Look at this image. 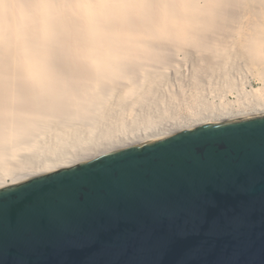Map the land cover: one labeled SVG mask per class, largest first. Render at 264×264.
<instances>
[{
  "label": "bare ground",
  "instance_id": "6f19581e",
  "mask_svg": "<svg viewBox=\"0 0 264 264\" xmlns=\"http://www.w3.org/2000/svg\"><path fill=\"white\" fill-rule=\"evenodd\" d=\"M18 2L0 22V190L264 115V0Z\"/></svg>",
  "mask_w": 264,
  "mask_h": 264
},
{
  "label": "water",
  "instance_id": "95a60500",
  "mask_svg": "<svg viewBox=\"0 0 264 264\" xmlns=\"http://www.w3.org/2000/svg\"><path fill=\"white\" fill-rule=\"evenodd\" d=\"M186 133L199 140L180 139ZM75 170L80 172L71 175ZM58 174L66 178L38 193L43 209L61 212L66 201L93 209L97 204L135 209L134 218L122 225L130 233H136L139 224L150 226L152 215L165 207L164 191L182 178L204 184L208 191L220 184L234 195L224 198L217 193L221 207L230 211L217 220L215 235L207 245L200 246L215 212L203 224L196 217H180L177 227L189 231L195 227L201 235L190 236L162 257L156 245L161 230L140 234L126 247L114 245L107 250L68 247L61 251L53 234L39 248L30 250L21 241L20 225L6 217L0 224V264H17L20 259L24 264H59L61 260L63 264H84L90 252H94L95 264H176L178 260L182 264H264V115L154 140L6 189ZM95 215L103 219L98 210Z\"/></svg>",
  "mask_w": 264,
  "mask_h": 264
},
{
  "label": "snow or ice",
  "instance_id": "6c2138e0",
  "mask_svg": "<svg viewBox=\"0 0 264 264\" xmlns=\"http://www.w3.org/2000/svg\"><path fill=\"white\" fill-rule=\"evenodd\" d=\"M180 139L199 140L190 133H186ZM168 144L166 141L165 145ZM79 172L80 170H75L71 175ZM64 178L66 177L58 174L55 178L32 181L18 188L0 192V224L9 217L14 224L20 225V238L26 248L35 250L54 234L61 251L68 247L107 250L114 245L126 247L140 234L161 230L156 238V245L162 257L175 245L187 241L190 236L201 235L198 228L194 227L189 231L177 227L176 222L180 217H196L199 223L203 224L208 220L209 214L215 212L209 230L203 234L200 246L207 245L215 235L217 220L226 217L230 211L221 207L217 193L224 198L234 195L220 184L213 185L211 191H208L206 185L196 184L190 178H182L164 191L165 207L161 212L152 215L150 226L145 228L143 224H139L138 231L130 233L122 225H126L134 218L135 209L117 210L100 204L93 209L76 201H66L63 210L57 213L43 209L37 198L38 193L47 190L58 181H63ZM97 210L102 213V220L96 218ZM232 220L236 222L235 217ZM93 257L94 252H90L84 264H95ZM17 264H24V261L20 259ZM59 264H63V261L61 260ZM157 264L160 262L157 261ZM176 264L182 262L178 260Z\"/></svg>",
  "mask_w": 264,
  "mask_h": 264
},
{
  "label": "clouds",
  "instance_id": "9594fccd",
  "mask_svg": "<svg viewBox=\"0 0 264 264\" xmlns=\"http://www.w3.org/2000/svg\"><path fill=\"white\" fill-rule=\"evenodd\" d=\"M4 0H0V4H3ZM21 5L18 0H11L10 3L4 5L3 10H0V22L7 20L9 22H15L21 15Z\"/></svg>",
  "mask_w": 264,
  "mask_h": 264
},
{
  "label": "rangeland",
  "instance_id": "374dc122",
  "mask_svg": "<svg viewBox=\"0 0 264 264\" xmlns=\"http://www.w3.org/2000/svg\"><path fill=\"white\" fill-rule=\"evenodd\" d=\"M252 84H253L254 86H256V84H255L254 82H252Z\"/></svg>",
  "mask_w": 264,
  "mask_h": 264
}]
</instances>
